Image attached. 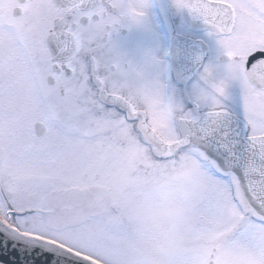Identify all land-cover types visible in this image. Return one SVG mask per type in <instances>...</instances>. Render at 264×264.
Instances as JSON below:
<instances>
[{
    "label": "snow or ice",
    "instance_id": "snow-or-ice-1",
    "mask_svg": "<svg viewBox=\"0 0 264 264\" xmlns=\"http://www.w3.org/2000/svg\"><path fill=\"white\" fill-rule=\"evenodd\" d=\"M11 264H264V0H0Z\"/></svg>",
    "mask_w": 264,
    "mask_h": 264
},
{
    "label": "water",
    "instance_id": "water-1",
    "mask_svg": "<svg viewBox=\"0 0 264 264\" xmlns=\"http://www.w3.org/2000/svg\"><path fill=\"white\" fill-rule=\"evenodd\" d=\"M18 260V253L9 249H0V264H11L13 259Z\"/></svg>",
    "mask_w": 264,
    "mask_h": 264
}]
</instances>
